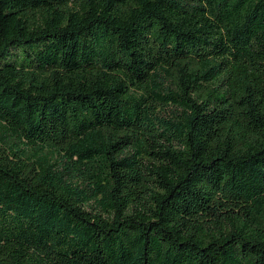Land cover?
Returning a JSON list of instances; mask_svg holds the SVG:
<instances>
[{"label": "trees", "instance_id": "1", "mask_svg": "<svg viewBox=\"0 0 264 264\" xmlns=\"http://www.w3.org/2000/svg\"><path fill=\"white\" fill-rule=\"evenodd\" d=\"M0 264H264V0H0Z\"/></svg>", "mask_w": 264, "mask_h": 264}]
</instances>
